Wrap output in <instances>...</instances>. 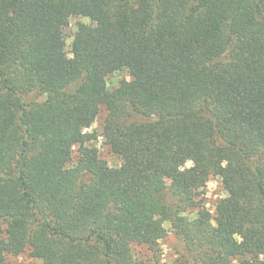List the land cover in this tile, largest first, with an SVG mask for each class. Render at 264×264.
Listing matches in <instances>:
<instances>
[{
    "label": "trees",
    "instance_id": "trees-1",
    "mask_svg": "<svg viewBox=\"0 0 264 264\" xmlns=\"http://www.w3.org/2000/svg\"><path fill=\"white\" fill-rule=\"evenodd\" d=\"M166 224L186 262L264 264V0H0V264H160Z\"/></svg>",
    "mask_w": 264,
    "mask_h": 264
},
{
    "label": "rangeland",
    "instance_id": "rangeland-1",
    "mask_svg": "<svg viewBox=\"0 0 264 264\" xmlns=\"http://www.w3.org/2000/svg\"><path fill=\"white\" fill-rule=\"evenodd\" d=\"M79 22L90 23V21L85 17L75 16L70 19L69 24L65 28V39H66L65 49L69 55H70L69 52H70V44L72 41V37L76 30V26ZM121 79H130V75L128 74L127 70L123 69L111 74L107 79V84L109 88L115 87ZM105 115H106V110L104 106H102L100 108V112L96 120L91 125L90 130H96L99 134L101 132L102 122L104 120ZM91 144L96 146L100 157L103 160H105L109 166H118L120 164L121 162L120 158L110 150L108 145L104 143L102 136L99 135L95 141L91 142ZM76 158H77V152L76 150H74L72 162H74ZM190 164L191 162H187L186 166H189ZM203 191H204L203 199L205 206L210 210L211 213H213L214 205L216 201L220 197H223L225 195V191L223 190L220 178L212 177ZM166 227L169 230L168 234L160 240V248H161L160 264H191L188 261L187 262L184 261L182 257H181L182 259L180 258L183 251L178 244L177 237L171 230V226L169 224H166ZM1 235L2 232H0V236ZM133 253L136 255V257L142 259H148L151 257V253L149 252V250L145 245H134ZM10 260L13 264H41L40 260L31 257L28 251H25L24 253L16 257L10 258ZM147 262L149 264H153L150 260Z\"/></svg>",
    "mask_w": 264,
    "mask_h": 264
}]
</instances>
